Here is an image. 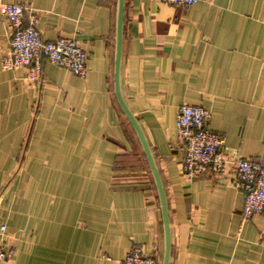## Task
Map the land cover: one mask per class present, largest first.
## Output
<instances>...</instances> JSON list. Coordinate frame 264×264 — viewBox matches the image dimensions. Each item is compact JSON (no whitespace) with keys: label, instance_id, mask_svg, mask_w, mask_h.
<instances>
[{"label":"crops","instance_id":"obj_1","mask_svg":"<svg viewBox=\"0 0 264 264\" xmlns=\"http://www.w3.org/2000/svg\"><path fill=\"white\" fill-rule=\"evenodd\" d=\"M19 1L46 41L76 37L89 58L85 78L5 70L0 18L1 264H121L136 248L162 262L157 190L115 93L118 0L0 3ZM121 87L165 187L171 264H264V216L244 218L234 166L189 178L176 129L182 105L202 106L227 151L264 166V0H125Z\"/></svg>","mask_w":264,"mask_h":264},{"label":"built area","instance_id":"obj_2","mask_svg":"<svg viewBox=\"0 0 264 264\" xmlns=\"http://www.w3.org/2000/svg\"><path fill=\"white\" fill-rule=\"evenodd\" d=\"M171 6L191 7L212 0H161ZM0 18L7 20L12 28L10 48L3 58V68L28 69L30 79L41 82L44 63L67 69L74 75L85 78L88 72V55L76 37L46 41L37 28L35 10L26 2L0 3ZM211 113L198 105L184 104L180 107L176 129L182 142L181 167L189 178H198L207 173L220 175L229 166L237 173V187L243 191V216H264V166L256 161L232 154L225 148V140L209 127ZM7 228L0 225V264L11 260L14 249L5 242ZM121 264H162L155 256L146 255L141 248L134 249Z\"/></svg>","mask_w":264,"mask_h":264},{"label":"water","instance_id":"obj_3","mask_svg":"<svg viewBox=\"0 0 264 264\" xmlns=\"http://www.w3.org/2000/svg\"><path fill=\"white\" fill-rule=\"evenodd\" d=\"M124 14H125V0H118L117 8V27H116V66H115V93L117 97L118 104L131 124L137 138L141 144L143 152L146 156L147 163L149 165L154 184L157 190L162 220H163V230H164V254L162 264H171L172 256V234H171V224L169 217V208L165 192V187L155 156L147 138L134 114L131 112L127 106L121 87V69H122V48H123V30H124Z\"/></svg>","mask_w":264,"mask_h":264}]
</instances>
